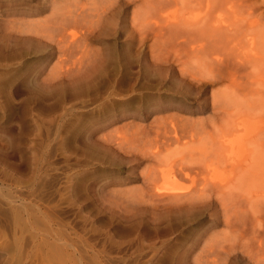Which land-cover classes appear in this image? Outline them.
I'll return each instance as SVG.
<instances>
[{
    "label": "rangeland",
    "instance_id": "374dc122",
    "mask_svg": "<svg viewBox=\"0 0 264 264\" xmlns=\"http://www.w3.org/2000/svg\"><path fill=\"white\" fill-rule=\"evenodd\" d=\"M211 1L0 0V264H264V0Z\"/></svg>",
    "mask_w": 264,
    "mask_h": 264
},
{
    "label": "bare ground",
    "instance_id": "6f19581e",
    "mask_svg": "<svg viewBox=\"0 0 264 264\" xmlns=\"http://www.w3.org/2000/svg\"><path fill=\"white\" fill-rule=\"evenodd\" d=\"M211 1V0H210ZM217 1V0H216ZM222 1V0H221ZM211 2H213V1H211ZM210 3V2H209ZM218 3H219V1H218ZM217 2H215V0H214V4H218ZM213 3H212V6L214 5ZM219 5H221V3L219 4ZM226 5H228L227 3H226ZM230 5H231V3H230ZM214 7V6H213ZM226 8V7H225ZM214 9V11L212 10V12H213V14H215V15H213L212 14V16H214L212 19L214 20V22H213V24H214V27H213V24H212V30H213V33H214V30L216 31V32H219V35H220V33H224V31L222 30V27H223V25L224 24H222V23H224V22H228L227 20H224L225 19V15L222 13H219L220 12V10H219V8L218 7H216L215 6V8H213ZM223 12V11H222ZM211 16V17H212ZM224 21V22H223ZM236 23V22H235ZM227 24V23H226ZM228 24H229V22H228ZM237 24H239L238 22H237ZM252 25L253 24H251V27H252ZM225 26V25H224ZM230 26H231V28H232V26H233V24L231 23L230 24ZM236 26V25H235ZM235 26L233 27V28H235ZM254 27V26H253ZM214 28V29H213ZM224 28V27H223ZM237 28V27H236ZM226 30V29H225ZM232 30H234V29H232ZM231 30V31H232ZM209 31H211V30H209ZM222 31V32H221ZM229 31V30H228ZM212 32V31H211ZM215 32V33H216ZM221 34V35H222ZM231 34V33H230ZM218 35V34H217ZM215 37H216V34H215ZM222 36H220V38H221ZM217 38V37H216ZM182 171V170H181ZM167 193V192H166ZM176 193V192H175ZM163 194H165V193H163ZM163 194L161 195V196H163ZM169 193H167V195H168ZM171 194H173V193H171ZM180 194V193H179ZM181 195V194H180ZM165 196H166V194H165ZM169 196H170V194H169ZM175 196H178V194L176 195L175 194ZM172 199V198H171ZM174 199V198H173ZM176 199V198H175ZM182 199V198H181ZM184 199V198H183ZM178 201V200H177ZM182 201V200H181ZM179 203V202H178ZM164 204V203H163ZM177 206V205H176Z\"/></svg>",
    "mask_w": 264,
    "mask_h": 264
}]
</instances>
